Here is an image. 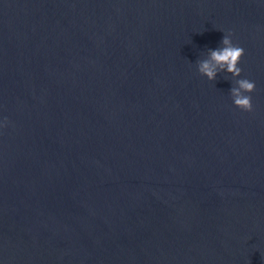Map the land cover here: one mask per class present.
<instances>
[{
  "label": "water",
  "instance_id": "obj_1",
  "mask_svg": "<svg viewBox=\"0 0 264 264\" xmlns=\"http://www.w3.org/2000/svg\"><path fill=\"white\" fill-rule=\"evenodd\" d=\"M5 119L0 264H264V0H0Z\"/></svg>",
  "mask_w": 264,
  "mask_h": 264
},
{
  "label": "clouds",
  "instance_id": "obj_2",
  "mask_svg": "<svg viewBox=\"0 0 264 264\" xmlns=\"http://www.w3.org/2000/svg\"><path fill=\"white\" fill-rule=\"evenodd\" d=\"M222 47L216 50H208V58L196 62L198 71L208 80L215 82L217 75L227 72L235 80V86L230 90L234 105L244 112L253 111L251 94L256 90V84L248 79H240L242 69L239 66L245 56V50L238 44H234L232 33H223ZM5 119L2 127H7Z\"/></svg>",
  "mask_w": 264,
  "mask_h": 264
}]
</instances>
